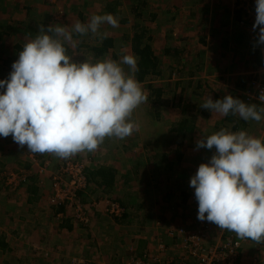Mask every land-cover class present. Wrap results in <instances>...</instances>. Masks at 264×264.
Segmentation results:
<instances>
[{"label":"clouds","instance_id":"clouds-1","mask_svg":"<svg viewBox=\"0 0 264 264\" xmlns=\"http://www.w3.org/2000/svg\"><path fill=\"white\" fill-rule=\"evenodd\" d=\"M103 24L116 28L119 20L112 13L93 14L71 28L41 24L34 37L29 34L8 77L0 79V136L11 135L32 153L67 159L94 152L106 137L123 140L140 130L132 114L147 102V94L135 79L138 58L121 51L119 60L89 55L77 62L66 54L65 45L76 46L73 33L106 38ZM252 31L253 47L264 50V0H255ZM241 98L208 95L200 107L222 117L231 113L244 121L264 120V106L247 103L242 93ZM258 99L264 102V95ZM196 147L215 148L189 179L197 219L264 244V142L247 130L222 127L212 134L205 129Z\"/></svg>","mask_w":264,"mask_h":264},{"label":"rangeland","instance_id":"rangeland-1","mask_svg":"<svg viewBox=\"0 0 264 264\" xmlns=\"http://www.w3.org/2000/svg\"><path fill=\"white\" fill-rule=\"evenodd\" d=\"M107 1L0 0V60H5V58H11L17 55L15 52L16 40H18L25 31H30L34 28H37L36 30H38V27L41 24L47 26L59 23L71 28L72 24L76 20L86 23L91 15L104 13H112L116 16L119 20V26L112 28L107 24L101 25L100 31L106 32V37L113 40L112 46L101 59L111 57L112 59L119 60L121 51L126 54H132L127 48L129 46L128 42L124 40V37H120V34H126L128 32L127 28H129V26H125L126 22H122L121 19L132 17L128 9L131 3L129 0H125V2L123 0V2H121L122 5H120V3L116 5V11L107 12V10L103 9V6L107 3ZM148 1L150 2L151 0ZM30 3H33V8L27 10L26 7L30 8ZM98 3H103V5L100 6ZM118 8L120 12H117ZM79 12L83 16L80 15ZM23 18L26 22L25 24H22L20 21L23 20ZM8 19L9 22L6 23ZM75 34L76 33H73V40L76 44H79L83 40H88L83 43L88 42L90 44L100 45L103 41L98 36H93L91 33L83 36L84 38L81 36H75ZM34 35L32 37H34ZM23 42H25V40ZM155 46L157 45L152 44V47L158 51L159 57L161 54L159 53L161 48ZM67 55L72 56L71 54ZM15 58L17 59V57ZM159 58L161 59V66H163L164 72L161 71L163 72L161 75L147 78V82H150V84L154 86H162V84L166 85V77L168 73H170L169 77L172 75L173 80L178 81V79H180V82H184V79H182L184 76L182 70L180 71V65L177 64V58L169 56L165 57L164 61H162L161 57ZM167 60H169V62H167ZM185 62L186 65H194L190 62ZM188 68L189 67L186 66L184 72L185 75L187 71L190 70V68ZM140 85L142 87L144 83H140ZM176 92L177 91L174 89L169 88L164 91V94L171 96L172 93H174L173 98H175ZM188 97L189 96H186V99ZM204 98L205 97L195 98L197 101V106L194 108V112H196L195 114L197 116L195 118V127L200 130L198 134H201L205 129L211 130L208 132L209 134L218 131L222 127H227L231 130L230 127H232V124L225 122L222 116L218 114L210 116V111L200 107ZM141 105L137 108V114L140 117H142V112H144V108H141ZM260 106H264V104L262 103ZM187 107L189 106H186V108ZM189 111H192L191 106L189 107ZM143 125V122H141L140 127H143ZM143 130L144 129H140L139 132H135L130 137L123 140L106 137L104 142L94 152L85 151L76 153L67 159L58 158L52 153H32L28 151L26 145L24 147H20L16 142H14L11 135L7 138L0 136V148L4 149V153L13 152L14 155L17 153L23 154L22 158L20 157V161L18 163L14 162L13 164L11 162L8 163V160L6 162L5 156H0V240L5 242V246L0 245V254L5 252L4 257H0V264H90V262L93 261L107 264L108 262L105 261L106 259H104V256L107 258L109 253L106 252L104 256H102V252L105 250L102 246V242H108L111 240L112 235L114 236L117 231L114 226L117 225L114 218L108 214L105 208L109 202L108 199L116 200V198H118V190L122 187L128 189L130 188V191L136 190V187H138V196L143 198V200L148 198V189H152L153 192L156 191L157 193H155V195L151 198H153V200L155 198V200L162 203L160 207H164L165 210H159V207L154 206V209L148 208V210H146L147 207H145V205L142 206L140 213L142 215L126 217V220H133V223H131L132 227L127 230L123 229L121 233L122 236L126 234L125 239H122L117 243H120L121 241L125 243L129 238L134 239L137 238L138 235H144L145 239L148 241L149 248L152 251H157L159 248L157 246L160 242L162 241L165 243V240H167L165 237V231L171 226L183 227L188 229L190 232H196L200 228L203 230L200 226L204 225L200 224L201 221L197 219L198 202L195 199L194 189L189 185V179L192 175H194V173H188V170H190L194 164L197 166V169L200 163L208 162L214 151L210 150L207 154H205L202 152L205 151V148H201V151L199 149H195L194 151H192V149L189 152L187 151L185 155V162H183L179 168H174V170L169 173V181L166 184L170 182L173 187L172 190L169 188L171 185L167 187L164 182L158 184V179L152 177L147 180L146 185L143 184V179L136 182L131 181L132 183H129L130 185L132 184V186L122 185L119 188H115V190H113L109 195H106L104 198L103 194L100 193L101 191H95L97 188L93 183H87L83 192L86 193V197L84 198L88 201V204H85L84 206H89L90 210L88 212L87 210L84 212V214L88 217L85 224L78 220H74L73 212H70V209L67 206L64 207L62 205V207L66 210L65 213H62L63 211L58 212L57 209L62 207L55 203L54 200L52 201V181L53 177L58 176L61 165L66 160L71 159L80 162L83 165V168L90 166L91 164H87L88 154L98 153L97 157L100 158V154L105 153L103 148L105 142L117 143V141L122 143L127 148L132 146L129 153L126 149L125 154L124 152H121V150H124L125 147L120 148L119 153L122 156L124 155V158L130 155L139 160H143L145 156L147 157L151 154L148 153L147 148L143 147L146 144L147 139ZM244 130H247V132L252 136L259 137L262 142H264V120L260 122L248 121V126L244 128ZM198 134L194 136V140L191 138V145L196 143V140L201 137V135ZM185 139H189V137ZM141 148H143V150ZM171 157L173 158V155H171ZM14 158L17 157L14 156ZM154 160L158 161L159 156L155 155ZM26 163L34 164V169H24L23 165ZM84 171L85 170H83V172ZM11 173H14V176L10 177ZM15 173L24 174L26 176L25 181L19 182L18 176L20 175ZM34 174L39 176L36 181L38 184L35 183L32 185H35L38 188L40 186V190H38L37 193L35 191V199L31 201L27 195L30 194V191L33 189L29 188L28 190V186L31 184V175ZM46 176H48L47 180L44 178ZM63 178L66 180L65 176ZM176 180L181 181V183L177 185V188L174 186L176 184ZM182 182H185L186 185ZM97 187H99V185ZM169 190L170 192H173V195L172 197L167 198L165 194ZM98 195L102 198L100 201L96 200ZM147 204L150 203L147 202ZM124 212H126V209ZM188 216H190V218ZM70 219L72 221H70ZM123 219L124 216L121 220ZM65 221L71 222L73 225H77L75 226V231L70 232L68 231L69 229L60 227V224H63ZM210 226L211 228H207L204 232H206V234L209 233V238L211 240H219L224 238V236H236L237 240L241 242L242 247L245 243H248L246 239H240L234 232L227 229H220L214 223L210 224ZM32 227L39 228L41 232L34 233V231H31ZM108 227H110V229H107ZM61 228H65L68 232L61 230ZM87 232H90L91 234V236L89 235V238L98 237L97 244L95 245L96 250L90 249L91 253L89 254H87L88 249L84 248L86 240L82 243L78 241L81 245L76 244V239H84L88 235ZM204 232L201 231L200 233L204 234ZM38 239L40 240V243H37ZM71 240L73 241L71 242ZM89 240L91 241V239ZM70 243H72V245ZM108 245L105 246L110 249V247H112L110 245V241ZM137 246L138 244L133 246L131 249H123V253H127L128 251L129 254L124 257L117 256L113 260H110V262L113 264H119L118 261L120 260H123L124 262L126 257L128 259L131 254L135 255L144 247H142V244H139L138 248ZM169 247L171 249H167V252L173 257H175L177 253L181 252L178 248L172 250L175 246H172L171 244ZM92 248H94V246ZM258 248H260V257L258 258V256H256L255 258L258 259L260 264H264V244L260 245ZM116 249L122 250L121 248ZM96 251H99L101 255H98V252Z\"/></svg>","mask_w":264,"mask_h":264},{"label":"crops","instance_id":"crops-1","mask_svg":"<svg viewBox=\"0 0 264 264\" xmlns=\"http://www.w3.org/2000/svg\"><path fill=\"white\" fill-rule=\"evenodd\" d=\"M145 1V13L147 15L141 18V21H143L147 26L146 41L151 46L154 54L157 56L158 51L152 47V44L157 45L155 47L161 48L159 51V53H161L159 57L162 58V61L165 60V57L169 56L177 58V64L180 65V71L182 70L184 76L182 79H184V82H180V79H178V81L173 80L172 75L169 77L170 73H168L166 77L167 84H162V86L159 87H161L164 91L172 88L177 92L175 94V98H173L174 93H172L171 96H168L165 95L163 91L161 95V105L159 107V117H155L151 111L148 112V110H150L149 108H151L150 103H145V106L147 107H144L142 117L137 114V109L136 111L134 110L132 114V119L134 121L138 122L140 125L141 122H143L145 125V127L143 125V127H140V129H144L143 131L147 137L146 144L143 147L148 149V153H151L148 155L149 157L147 156L148 158L145 156L143 160H139L128 154V157L126 156L124 158V155L122 156L119 153L120 148L125 147L124 150H121V152H124L125 154L126 149L129 153L132 146L127 148L119 141H117V143L105 142L103 146L105 153L100 154V158L97 157L98 153H90L87 155V164L91 165L84 167L86 181L87 183H93L97 188L95 191H101L100 193L103 194L104 198L106 195H109L113 190H115V188H119L122 185L132 186L130 183L139 181L141 179L144 180L143 184L146 185L147 180L152 177L158 179V184L164 182L165 185L169 187L171 183L169 182L166 184L169 181V173H171L174 168H179L183 162H185V155L187 151L189 152L192 149V151L195 149H199L201 151V148L196 147V143L192 144L193 146L191 145V138L194 140V136L200 132V130L195 127V118L197 117L195 114L196 112H194V108L197 106V101L195 98L207 97L210 95L213 100H216L222 99L226 94H230L232 96H239V99L242 100L241 93L247 86L250 74L249 72L261 65V53L259 46H256L255 48L253 47L255 43V40L252 39V25L254 21L251 22L246 19L247 14L244 8L239 6L240 0H204V2L202 0V3L201 0ZM121 2H123V0H108L107 3L104 4L103 9L107 10V12H110L108 10V6L115 8L119 3L122 5ZM242 2L244 5H250L255 14V0H243ZM99 3L98 5H103V3ZM130 3L131 4L128 8L129 12H131L130 6L132 5V2L130 1ZM32 4L30 3V8L26 7V9H32ZM117 11L120 12L119 8ZM79 14L82 15L80 12ZM124 19H126L125 26H129V28H127V33L130 34L132 32L131 24L133 19L132 17ZM122 20L123 19H121V21ZM20 21L22 24L26 23L24 18ZM8 22L9 19L6 21V23ZM36 29L37 28H34L30 31L24 30L25 32H23L21 37L16 40L15 52L17 55L13 57L18 58V53L21 51L20 49H22L24 44L23 41L26 40V38H29V34H31V36L36 34L38 31ZM75 36L80 35L75 34ZM123 36L124 34H120V37ZM81 37L84 38L83 36ZM85 41L88 40H83L82 43ZM17 45H19L20 49L16 48ZM77 46L80 45L77 43L76 47ZM65 47L67 48L66 54H71L77 62L83 61L90 55V53L84 50V47L77 51H75L76 49L73 47L71 48L69 45H65ZM185 61L194 65H186ZM167 62H169V60H167ZM4 66V59L0 60V76H6L8 74ZM186 66L189 67L190 70L187 71L185 75L184 72ZM124 67L127 69V66ZM186 96L189 97L186 99ZM186 106H191L192 111H189V107L186 108ZM214 115H216V113L210 114V116ZM224 117L225 116H223V120ZM186 120H188V126H192L193 128L192 132L187 134L189 139H185L186 137L180 138L177 135L178 124L182 125ZM206 130L207 133L211 131L209 129ZM141 149L143 150V148ZM209 151L210 150L205 148V151L202 152L207 154ZM211 151H215V148L213 147ZM1 155L6 157V162L8 160V163L11 162L13 164L14 162L18 163L20 161V157L22 158L23 154L17 153L14 155L13 152L4 153V149L0 148V156ZM150 155L151 157H153L152 155H158L159 160L156 162L154 157L153 160L149 161ZM171 155H173V158ZM14 156L17 158H14ZM178 156H180L179 160L177 158ZM137 162H139V164H137ZM103 166H110L117 170L115 177L116 180L113 185L115 187L112 188V190L108 193L102 191L100 186L97 187L98 183L92 179V174L94 171ZM133 166H135L134 168L138 167L139 170L143 172V175L140 173L141 177H132V174L129 171H131ZM165 166L168 169L167 171L163 172V168ZM196 167L197 166L194 164L193 167L188 170V173L193 172L195 174L197 170ZM23 168L26 170H32L34 169V164L26 163L23 165ZM154 169H156V171H154ZM38 178L39 176L37 174L31 175L30 178L31 184L28 186V190L29 188L33 189L27 196L31 201L35 199V191L37 193L38 190H40V186L38 188L35 185H32L35 183L38 184V182H36ZM44 178L47 180L48 176ZM180 183L181 181L176 180V184L173 185L175 188H177V185ZM183 184L186 185L185 182ZM136 188L138 189V187ZM169 188L172 190V185ZM137 189L130 191V188L128 189L122 187L118 190L119 196L116 198V201L117 199L122 200L127 207L123 206L124 209H126L125 216L123 215V220H121V218H114L117 225L114 227H116L117 231L114 236L112 235L111 240H109L112 247L109 249L105 246L108 245L109 241L102 242V246L105 249L104 252H102V256L108 252L109 254L107 255V258L104 256V259H106L105 261L110 264H113L110 262V260H113L115 257H124L129 254L128 251L127 253H123V249H131L136 244H138V246L139 244H142V247L144 246V250L148 246V241L145 239L144 235H138L137 238L134 239L129 238L125 243L123 241L117 243L120 240L125 239L126 234L122 236L121 233L123 229L127 230L132 227L131 223H133V220H126V217L142 215L140 213L141 208L144 205L147 207L146 210H148V208L154 209L153 206L159 207V210H165L164 207H160L162 203L155 200V198L154 200L151 198L153 195H155V193H157L156 191L153 192L152 189H148V198L143 200V198L138 196ZM84 190L85 188L79 191L80 194H78V196L80 202L85 205L88 204V201L84 198L86 197V193L83 192ZM169 192L170 190L165 194L166 197L168 196ZM101 199L102 198L100 195L96 197V200L98 201ZM147 202L150 204H147ZM86 208L88 212L90 207L86 206ZM57 210L58 212L63 211L62 213H65L66 211L64 207H59ZM69 211L71 212V210ZM188 217L190 218V216ZM68 221L63 222V224L61 223L60 227H65L69 229L68 231L70 232L75 231L74 229L77 225H73ZM70 221L72 220L70 219ZM65 224H67L68 227H66ZM65 228H61V230L66 231ZM107 229H110V227ZM31 231H34V233L41 232V230L37 227H32ZM87 234V237L84 239L77 238L76 244L81 245V243L86 240L84 248L89 250H87V254H89L91 253L92 249L96 250L95 245L97 244L98 237L89 238V235L91 236L90 232H87ZM89 239H91V241ZM246 240L248 243H245L242 247L240 264H260L258 259L255 257H260V248L258 247H260L262 244H256L249 239ZM72 241L73 240H71V242ZM37 243H40L39 239L37 240ZM70 244L72 245V243ZM0 245L5 246V242L0 240ZM93 246L94 248H92ZM116 248H121L122 250H117ZM96 252H98V255H101L99 251ZM4 255L5 252H2L0 257H4ZM126 260L127 257L124 262ZM118 262L119 264H124L123 260Z\"/></svg>","mask_w":264,"mask_h":264},{"label":"built area","instance_id":"built-area-1","mask_svg":"<svg viewBox=\"0 0 264 264\" xmlns=\"http://www.w3.org/2000/svg\"><path fill=\"white\" fill-rule=\"evenodd\" d=\"M243 0H240L239 6L243 7L247 16L246 19L253 22L255 14L250 5H244ZM258 31V30H257ZM252 39H256V33L253 32ZM261 53V65L254 68L249 73V79L245 90L242 91V95L247 103L253 101H260L258 98L264 95V50L259 46ZM84 168L80 162L68 159L62 165L58 173V176L53 177L52 181V201L60 206H67L73 212L74 220H78L85 224L88 217L84 214L87 208L79 200L78 192L83 190L87 185L86 174L83 172ZM18 176V181H25L26 176L24 174L15 173ZM14 176V173L10 174V177ZM66 177V180L63 177ZM105 210L108 214L117 218L123 215L124 208L115 200L108 199ZM200 224L204 226L199 230L205 231L207 228H211V222L201 221ZM190 232L183 227L168 228L167 235L174 239L175 248H178L179 260L176 264H240V256L242 245L237 240L236 236H230L221 238L219 240L210 239L209 233L201 234V231ZM157 251L167 252V249H171L166 243L160 242L157 246ZM157 251L148 250L143 255L138 257H132L128 264H169L170 260H166L164 257L159 256ZM89 264V263H88ZM90 264H104L101 262H90Z\"/></svg>","mask_w":264,"mask_h":264},{"label":"trees","instance_id":"trees-1","mask_svg":"<svg viewBox=\"0 0 264 264\" xmlns=\"http://www.w3.org/2000/svg\"><path fill=\"white\" fill-rule=\"evenodd\" d=\"M132 2V5L130 6V13L132 16V32L130 34L126 33L124 34V40L128 42V50L130 53L134 54L138 60V71L135 73V79L139 83H144L143 85V90L147 94V102L150 103L151 108H149L155 117H159L160 115V105H161V95L163 93V89L159 86H154L150 84V82H147L146 79L149 77H155L158 75H161V71H163V66H161V59L154 54L153 50L151 49V46L148 44L146 41V34H147V26L144 24L143 21H141V18H143L145 15V5L146 1L145 0H130ZM108 10L110 12L116 11V8L109 7ZM118 12V11H117ZM123 22H126V19L122 20ZM113 40L111 38H104L102 43L100 45H94L90 43H82L80 42V46H75L74 48L76 49L75 51L79 50L80 48L84 47V50L87 51L88 53L90 52L92 56L95 57V59H101L105 53H107L108 49L112 46ZM17 49L19 48V45L16 46ZM72 48V47H71ZM22 50V49H20ZM15 57L11 58H6L4 60V68H6L8 74L6 76H0V79H6L11 71V65L12 62L15 61ZM75 60V58H73ZM76 61V60H75ZM163 65V64H162ZM4 89H0V92H3ZM236 98H239V96H233ZM246 103V102H245ZM252 103H256L258 106L261 105L264 102L262 101H253ZM147 107L145 106V103L141 105V108ZM140 108V109H141ZM186 110V109H185ZM225 122L228 124H232L231 130H239V129H244L248 126V121L242 120L238 115H232L231 113L227 116L224 117ZM188 120H186L182 125L178 124V130H177V135L180 138H187V134L191 133L193 128L192 126H188ZM188 132H187V131ZM153 157L149 158V161L153 160L155 155H152ZM149 157V156H148ZM147 157V158H148ZM178 160L180 156L177 157ZM157 162V161H156ZM139 164V162H137ZM135 166L132 167L131 174L133 178H139L140 173L143 175V172L139 170L138 167L134 168ZM157 169V168H156ZM154 169V171H156ZM167 167L165 166L163 168V172L167 171ZM116 173L117 170L115 168H112L110 166H103L99 168L98 170H95L94 173L92 174V179H94L98 185L102 188V191L105 192H110L112 188H114V182L116 180ZM98 176V177H97ZM80 194V192H78ZM173 195V192H169L167 198H170ZM116 201V200H115ZM117 202L123 207H127L122 200L117 199ZM62 207V206H61ZM125 216V213L123 214ZM123 217V216H122ZM66 227H68L67 224H65ZM178 226H171L170 228H176ZM168 229V228H167ZM167 229L165 231V237L167 240H165L166 245L174 244L175 240L171 239L167 235ZM149 246H147L144 250L142 249L141 251H138L135 255H130L129 258L124 262V264H128L129 260L132 257H138L143 255L146 251H148ZM149 250H151L149 248ZM159 256L164 257L166 260H170L169 264H176L177 261L179 260L178 253L175 257L172 255L168 254V252H160L157 251ZM110 264V263H107ZM159 264V263H157Z\"/></svg>","mask_w":264,"mask_h":264}]
</instances>
